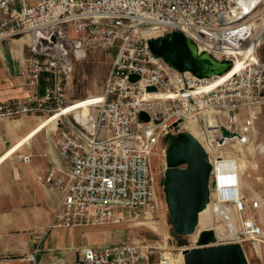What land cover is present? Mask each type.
Returning a JSON list of instances; mask_svg holds the SVG:
<instances>
[{
  "label": "built area",
  "instance_id": "1",
  "mask_svg": "<svg viewBox=\"0 0 264 264\" xmlns=\"http://www.w3.org/2000/svg\"><path fill=\"white\" fill-rule=\"evenodd\" d=\"M241 10L238 0H0V40L22 36L33 40L31 55L21 59L18 71L27 93L0 102V120L48 116L64 106L69 50L76 58L92 44L115 49L103 90L86 114H63L55 121L52 145L64 163L66 178L54 169L36 176L61 193L48 227L119 222L123 215L130 222L152 219L159 207L151 155L170 135L182 131L193 135V124L212 163L211 186L223 190L220 199L211 198L224 209L231 204L238 214L230 224V236L217 237V243L249 241L254 250L264 243V231L247 214L244 199L225 195L230 183L218 184L214 164L220 147L244 139L255 118L253 110L264 106V27L252 45L255 21L264 16V0L238 17ZM70 30L80 38L69 39ZM173 31L187 36L199 54L231 61L230 69L239 60V69L218 83V76L199 78L177 71L153 55L147 43ZM42 74H47L49 88L39 92ZM148 87L154 90L147 91ZM152 92L164 97L153 98ZM242 109L249 113L240 122ZM221 128L236 136L219 145ZM30 158L16 155L22 162ZM204 228L216 233L215 227L198 226L191 244L180 249L196 246ZM181 250L176 253L156 241L130 237L85 246L73 264H169L166 253L182 257ZM38 251L29 255L31 264H38Z\"/></svg>",
  "mask_w": 264,
  "mask_h": 264
},
{
  "label": "crops",
  "instance_id": "2",
  "mask_svg": "<svg viewBox=\"0 0 264 264\" xmlns=\"http://www.w3.org/2000/svg\"><path fill=\"white\" fill-rule=\"evenodd\" d=\"M32 43L30 36L0 40V102L21 99L26 95L25 80L18 71L21 59L31 55ZM46 88H49L47 74H42L38 91L43 92ZM262 110L264 108L259 109ZM253 111L255 115V109ZM248 113L244 109L238 112L240 122L244 121ZM36 119L27 115L0 120V156L35 126ZM54 133L55 123L52 127H45L29 137L24 145L22 144L0 163V264H31L29 255L35 248L39 249L35 255L38 264H73L81 248L85 246H97L126 238L123 232L118 231L122 229H116L113 225L116 222L80 227H48L61 193L56 187L38 182L36 176L54 169L56 172H62L66 178L64 163L52 145ZM248 136L249 133L241 139L242 144L244 142L246 144L244 146L248 145ZM235 145L236 140H231L222 146L230 149V155L225 157L232 160L230 164L233 167L232 179L228 183L234 186H231L225 195L242 197L247 214L252 215L262 228L264 215H261L260 208L264 207V199L257 192L244 189L240 180L238 159L233 157L237 149ZM261 152H264V149H261ZM22 153L31 155L29 162L16 159V155ZM246 162L249 164L246 159L244 168ZM225 210L229 214L227 221L230 222L233 215L231 224L235 223L238 214L232 205H227ZM211 214L212 211L208 223L202 222L201 226L210 223ZM223 219L226 220L225 218L221 220ZM225 236H230L229 230L222 237ZM163 243L167 246L166 240ZM240 246L243 247V244Z\"/></svg>",
  "mask_w": 264,
  "mask_h": 264
},
{
  "label": "water",
  "instance_id": "3",
  "mask_svg": "<svg viewBox=\"0 0 264 264\" xmlns=\"http://www.w3.org/2000/svg\"><path fill=\"white\" fill-rule=\"evenodd\" d=\"M259 1L238 0V5L242 7L238 17L251 13ZM147 43L153 55L177 71H188L199 78L222 75L232 66L229 60L218 61L205 52L199 54L192 41L179 31L151 38ZM129 79H136V76L130 75ZM152 90V87L147 88V91ZM140 117L144 118V114L141 113ZM220 130L221 135L217 139L219 145L223 144L224 139L236 136L224 128ZM175 139L176 142L168 145L164 154L167 213L175 234L193 236L199 226L200 210L211 202L212 163L191 133L179 132ZM218 205L220 218L226 219L228 212ZM197 238L196 246L182 250L183 264H244V254L239 245L234 242L217 243L212 228L202 229Z\"/></svg>",
  "mask_w": 264,
  "mask_h": 264
},
{
  "label": "rangeland",
  "instance_id": "4",
  "mask_svg": "<svg viewBox=\"0 0 264 264\" xmlns=\"http://www.w3.org/2000/svg\"><path fill=\"white\" fill-rule=\"evenodd\" d=\"M255 24L256 34L261 29L262 24H264V16H260V18L255 21ZM67 37L69 39H78L80 38V34L70 30ZM114 54V48L104 47L99 44H92L91 46L86 47L76 58L73 56L72 50H69L66 57L70 60L71 69L64 78V106L79 99L93 95L99 96L101 94ZM260 108H264V106L255 108V118L248 136L249 141H251V146H242V150L246 159L249 161V164L246 162L245 168L240 171V180L243 182L246 191L257 192L261 198L264 199V152H261V149H264V147H262L264 146V110L259 111ZM30 116L35 118L46 117V115L43 116L40 114ZM195 134L196 132L194 135ZM175 142V135L168 136L157 145L151 155L150 161L155 174V190L159 207L156 214H152V219H140L138 222H130L123 215L124 218L113 225L116 229H122V231H118L123 232L124 238L132 237L148 241H156L161 246L163 245V236H167L168 242L166 248L178 253L181 250L180 248H184L191 244L190 241L192 236H179L175 234L167 213L164 187L166 169L164 154L167 146L172 145ZM235 146L237 152L234 153H238L240 146ZM229 150L230 149H225L223 147H220L219 149L220 153H223L224 155H229ZM232 150H234V148ZM213 189L210 177V193L213 192ZM214 206L215 205H213L211 209V221L208 225L215 227L217 230V236L220 235L221 237H219V239H221L223 235L228 233V230H231V226L228 225V223L231 224V222L221 220L218 217L219 214L213 211ZM261 208L260 213L261 215H264V207ZM116 214L121 215L122 213L116 210ZM261 224L262 228H264V223ZM199 226L203 227L201 225ZM241 243L243 244V247L240 246V244L239 247L243 251L246 264H264V244L259 245L258 248L254 250L249 241ZM173 264H183V255L182 257L180 254L174 256Z\"/></svg>",
  "mask_w": 264,
  "mask_h": 264
},
{
  "label": "bare ground",
  "instance_id": "5",
  "mask_svg": "<svg viewBox=\"0 0 264 264\" xmlns=\"http://www.w3.org/2000/svg\"><path fill=\"white\" fill-rule=\"evenodd\" d=\"M262 27H264V24H262ZM260 32H261V29L254 35L253 44H252L253 46L256 44V41L258 40ZM240 65H241V62L238 60L236 62V64H235V66L232 69H230L226 73L218 76L219 80L216 79L217 83L220 80H223V79L229 77L234 72H236L239 69ZM149 95L151 97H153V98H157V97L160 98V96L164 97V96L160 95V93H158V92H152ZM98 97L99 96L93 95V96H90V97L79 99V100H76V101H74V102H72V103H70L68 105H65V106L61 107L59 110L53 112L52 114H50V115H48L46 117H38L37 120L35 121V126L23 138L21 137L22 139L18 140L19 142L17 144H15V145L13 144V146L11 148L7 149L4 154H1L0 163L3 162L6 158H8L11 153L16 151L29 137L33 136L35 133H37L38 131L42 130L45 127L46 128L52 127L59 116H61L63 114H72L75 117L84 116L86 114L87 110H88V105L93 103V102H95V99H97ZM190 125L193 128V136L197 140L201 141V137H200L199 132L195 129L193 124H190ZM211 126H213V125L211 124ZM195 132H196V134L194 135ZM235 140H236V144L240 146L239 147L240 150H239L238 153H235L233 157H236L238 159V161H239L238 162V167H239V170L241 171L244 168L243 165H244V161L246 160V157H245L244 152L242 150V146H244L245 142L242 144L241 140H238V139H235ZM247 143H248L249 146H251V141H249V139H248ZM262 147H264V146H262ZM225 156H228V155L227 154L224 155L223 153H221V155L218 154V158H216L215 162H214V164L216 166V171L219 174L218 184H220V185H222L223 183L227 184L229 182V180L232 179V173H233V171H232L233 169L232 168L233 167H232V164H230V162H232V160L227 159ZM229 157H231V156H229ZM221 176H223V179H222ZM222 192H223L222 188L221 189L214 188L213 192L211 193V196L212 197L215 196V198H219L220 199L221 196H222ZM231 192H234V191H231ZM218 203L219 202H215V201L211 200L210 203L206 204L203 207V209L200 210V213H199V225L202 222L208 223L209 217H210L209 215H210V212H211V209H212L213 205H215L214 208H213V211H215L217 214H219L220 208H218L219 207ZM216 207H217V210L215 209ZM223 211L225 212V210H223ZM227 219H228V217L226 218V220ZM232 219H233V215H232V218L230 219V222H232ZM208 226L209 225L203 226V227H208ZM218 237H221V236L218 235ZM166 238H167V236H163V242H165ZM162 246L166 247L165 243H163ZM256 248H258V247L256 246ZM166 256L169 258V264H173L174 257L171 254H169V253H166Z\"/></svg>",
  "mask_w": 264,
  "mask_h": 264
},
{
  "label": "trees",
  "instance_id": "6",
  "mask_svg": "<svg viewBox=\"0 0 264 264\" xmlns=\"http://www.w3.org/2000/svg\"><path fill=\"white\" fill-rule=\"evenodd\" d=\"M181 244V243H180ZM244 264H246L245 258H244Z\"/></svg>",
  "mask_w": 264,
  "mask_h": 264
},
{
  "label": "flooded vegetation",
  "instance_id": "7",
  "mask_svg": "<svg viewBox=\"0 0 264 264\" xmlns=\"http://www.w3.org/2000/svg\"><path fill=\"white\" fill-rule=\"evenodd\" d=\"M165 187V186H164ZM165 195H166V193H165ZM166 205H167V203H166Z\"/></svg>",
  "mask_w": 264,
  "mask_h": 264
}]
</instances>
